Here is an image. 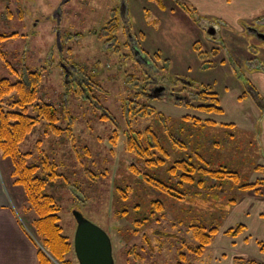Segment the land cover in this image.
<instances>
[{"label":"rangeland","instance_id":"obj_1","mask_svg":"<svg viewBox=\"0 0 264 264\" xmlns=\"http://www.w3.org/2000/svg\"><path fill=\"white\" fill-rule=\"evenodd\" d=\"M162 1L165 11L157 0H0V33L16 34L1 41L6 59L0 58V76L15 80L17 77L13 72L25 67H39L42 70L39 95L58 107V125L66 127L68 120L71 121V133L65 131L61 134L53 133L45 122H38L19 145L26 153L25 161L38 165L40 177H45L43 165H40L43 159L56 165L57 175L49 178L45 191L52 194L60 206L59 223L62 234L71 243L72 248L66 254L71 264H78L73 249L74 210L107 232L114 264H187L194 255L183 245L195 243L189 224L202 217L205 221L201 219L200 222L208 225L211 216L217 219L219 210H226L225 196L235 197L232 191L238 185L229 179L223 180V184L221 182L216 188L211 186L214 180L209 177L203 178V185H196L193 181L191 187L185 181H176L168 166L176 155L185 152L196 165L221 160L227 162L228 169H233L229 159L232 154H228L234 152L233 148H220L216 156L218 150L212 147L215 133L210 124H205L207 120L205 123L200 117L199 121L189 123L182 120L184 115L199 112L175 103L180 98H173L175 101L172 96L165 97L170 98L168 100L148 99L142 89L145 90L148 81L152 82L156 76L162 82L172 83L173 90L186 89L190 98L201 85L216 76L217 81L224 84L231 81L228 85V97H231L232 89L236 87L232 76L236 81L240 77V85L247 76L244 68L250 61L242 54L252 59L256 54L243 50L241 56H236L235 63L225 52L214 57L213 50L224 51L220 45L224 39L217 32L210 35L199 27L204 19L200 18L190 0ZM8 4L12 10L4 8ZM141 5L145 9V24L137 21V17H141L139 11H136L135 24L144 33L143 39L133 28L131 12V8L139 10ZM187 5L190 11H187ZM175 6L179 9L174 16L190 18L198 29H202H199L200 34L195 32V37L189 38L188 32H183L187 28L166 25ZM40 12L48 19L35 29L28 17ZM11 16L13 19L6 22ZM208 20L215 22L216 19ZM109 23L118 27L114 37L107 35ZM181 26H184L183 21ZM260 26V30L264 29L263 25ZM252 38L257 41L255 36ZM193 39L202 51L207 52L197 58L200 65L213 60L219 62L224 57L227 63H233V67L229 66L233 75L227 70L216 71V74L215 69L206 72L203 66H196ZM260 45L264 47V41L259 43L258 49ZM39 57L41 61H37ZM10 67L16 70L12 71ZM180 78L193 85L183 88L182 82L177 80ZM240 87L243 92L244 85ZM223 88L219 89L223 91ZM248 101H242L244 111L250 106ZM192 103L201 102L192 100ZM224 104L227 115L229 106ZM147 106L154 112L145 114L140 112L142 109L138 110ZM158 113L164 117L166 127ZM146 127L159 133L161 145L168 152L166 162L158 167L147 166L126 145L127 135ZM165 128L177 133L183 146L170 141ZM0 159L7 186L10 190L11 186L15 187V190L12 188L15 209L40 246L42 237L34 228L37 212L23 186L17 183L10 158L0 151ZM131 164L136 170L130 168ZM235 171L242 175L238 174L239 183L245 182L243 170ZM144 174L156 175L163 181L172 178L174 184L171 185L181 187V197L173 198L168 192L154 189L144 180ZM184 187L186 191L182 190ZM208 187H213V191ZM220 191H223L224 198L216 196ZM156 200L161 201L162 207L153 205ZM152 210L155 213H151ZM136 221L143 223L136 225Z\"/></svg>","mask_w":264,"mask_h":264},{"label":"crops","instance_id":"obj_2","mask_svg":"<svg viewBox=\"0 0 264 264\" xmlns=\"http://www.w3.org/2000/svg\"><path fill=\"white\" fill-rule=\"evenodd\" d=\"M190 2L197 9L200 18L204 19L199 27L204 28L206 32V23L210 22L208 19H216V32L219 37L224 39L221 40L222 43L220 44L224 51H221V49L217 50L214 57L218 56V54L223 55V52H225L229 55V60L233 58L234 61H231L235 63L236 56H241L243 50L247 53L251 51L256 55L252 59L246 54H242L243 58L250 62L247 61L245 63L244 69L247 76H245V82L242 85H240V77L236 81L232 76L236 85L232 89L233 92H231L233 96L228 97V85H230L231 81L227 80V84H224L221 80L217 81L215 76L214 79H210L207 82L217 92L218 102L222 108L221 112H207L187 108L192 112H199V114L187 115L202 118V123L207 120L205 124H210L209 126L213 128L215 143L212 147L218 150L216 156L220 148H233V153L231 151L228 152V154L233 156V159L232 156L229 158L232 160L231 167L234 170H243L246 177L244 179L245 182L252 183L256 180H262V183L258 186V191H254V189L242 190L234 187L232 194L235 197L225 196L226 210L223 211L221 209L217 213V217H219L217 222L218 231L212 237L210 244L204 248L202 254L190 257L191 261H188L187 264H237L236 258L242 261L249 260L250 264H260L264 260V47L260 45V49H258L257 46L264 41V38L258 37L256 30L264 33V29L260 30L259 28L261 27L260 25L264 26V0H190ZM13 6L16 5L14 4ZM4 8L10 10L11 6L8 4ZM134 8H131L132 20L134 21L133 28L136 34L143 39L144 33L139 29V25L135 24V17L136 11H139L141 17H137V21L144 23L146 18L143 10L145 11V9L143 5L138 7L139 10ZM164 9L166 8H162V11H165ZM173 9H175L174 12L169 13L170 16L168 15L167 17V26L182 27L183 30L187 28V31L184 30L183 32H188L189 38H194L195 32L200 34V28L198 29L190 18L174 16L179 8L175 6ZM17 10L19 11L18 14H21L20 9ZM181 16L183 17L182 13ZM13 17L7 18L8 20L5 18L6 22L12 20ZM23 19H26L24 15ZM47 19L48 16H45L42 12L30 18L28 17L31 26L35 29L42 24V21ZM181 21H183L184 26H181ZM247 22H250L251 25H247ZM252 25L255 31L250 32L249 30L247 32L246 27L249 28ZM128 27L131 29V26ZM252 35L259 42L255 41ZM242 43L243 46L240 45ZM193 54H196V57H194L196 66L200 68L203 66L206 72L210 69H215L214 72L216 74V71L224 72V70H227L228 74L233 75L231 73L233 63H227L224 57L219 62L213 60L209 63V66H205L200 65L196 51ZM41 59L39 57L37 61H41ZM36 68L39 67H33V69ZM232 70L234 71V68ZM15 73L16 77L20 75L18 71H15ZM239 85H244L243 92L240 91L239 88L241 87ZM221 87H224L223 91L219 89ZM247 99L250 100L248 101L250 106L244 111L245 106L242 101ZM224 103L229 106L227 115H225ZM209 143L212 144L211 139ZM225 164L227 162H222L221 160L213 163L216 167ZM240 176L242 177V175ZM12 188L14 189L15 187L11 186L10 190L7 186L3 171H1L0 161V264H38L37 242L15 209V198ZM219 195L223 197V191L218 192L216 196ZM231 199L233 200L230 201ZM239 223L243 225L242 232L235 236L225 233L226 229Z\"/></svg>","mask_w":264,"mask_h":264},{"label":"trees","instance_id":"obj_3","mask_svg":"<svg viewBox=\"0 0 264 264\" xmlns=\"http://www.w3.org/2000/svg\"><path fill=\"white\" fill-rule=\"evenodd\" d=\"M157 1L162 8L164 5L163 1ZM187 11H190L188 5ZM107 28V35L114 37L115 32L118 29L117 25L109 23ZM14 35L16 34L0 33V58L6 59L5 52L1 48V41ZM196 42L197 41L193 43V48L198 54V57L201 58L204 54H207V52L202 51L201 47L196 45ZM212 52L213 55L216 54V50H213ZM207 62V66H209V63L212 61ZM10 68L12 71L16 70L15 68V70L12 67ZM18 72L20 75L15 80L0 76V151L3 156H8L10 158L13 163L12 173L17 176V183L23 186L29 202L37 212L38 217L35 220L34 228L42 237V244L38 246V264H71L69 259L66 258V254L72 247L67 236L62 234V226L59 223L60 217L58 213L60 206L56 203L52 194L45 191V186L48 183L47 181L49 178L53 179L57 175L56 165L47 159H43L40 165H43L45 177H40L37 174L38 165L34 163L28 164L24 158L26 153H23L19 147L21 141L38 122H45L47 127L53 133L61 134L65 131L71 133V121L68 120V125L66 127L58 125V122L60 121L58 107L53 102L46 101L39 95L38 88L42 80V70L40 68L32 70L25 67L22 71ZM13 73L15 74V72ZM136 94H138V92ZM192 100L200 101L201 103L195 105L192 103ZM175 103L182 104L187 108H197L207 112L222 111L218 102L217 92L213 89L211 84L201 85L200 89L194 93L192 97H187V100H177ZM138 110H141L140 112H144L145 114L148 112H154L149 106H147V108H138ZM158 115L164 123V117L159 113ZM182 120L189 123V121H199V118L184 115ZM163 125L166 127L165 123ZM165 130L169 135L168 138L170 141L178 146H183V140L177 133H173L167 128H165ZM126 142L128 149L138 158H142L147 166L158 167L166 162L168 152H166L161 145L159 133L152 130L150 127H146L142 131H136L135 133L133 132L132 134L127 135ZM199 156L204 159L203 156ZM207 164L208 165H201L199 163L196 165L191 157L183 152V155H176L168 166L169 172L176 176L177 182L185 181L187 184L189 183L190 187L192 186L191 184L193 181L196 185H203V178L205 177H209L215 181H211V186H214L215 188L223 180L228 179L236 183L238 188L244 190L254 189V191H258V186L262 183V180H256L252 183L242 182V184H240L237 171L228 169L225 165L216 167L213 164ZM130 168L136 170L132 164L130 165ZM197 173L198 175H196ZM155 174L157 173L155 172ZM144 180L154 189L159 188L168 192L173 198L181 197V193H179L181 192L179 191V188L181 187L177 185V189L175 185H171V183L174 184L172 178L171 180L163 181L156 175L144 174ZM222 184L223 182L221 185ZM183 186L187 188V185ZM185 187L182 190H185ZM212 188L213 187H208L209 190H212ZM232 200L233 199L230 201ZM153 205L162 207L160 200H156ZM153 212L154 210H152L151 213ZM211 217L208 225L200 222L203 220L202 217L198 218V222L196 221L189 224L188 228L195 243L186 242L183 246L189 250L191 255L198 256L202 254L204 248L210 244L212 237L218 231L217 222L219 217L217 219L213 216ZM140 222L143 223V221H136L135 223L136 225H139L141 224ZM242 231L243 225L239 223L226 229L225 233L235 236ZM183 254V252L180 254L182 258ZM236 262L237 264H250L249 260L242 261L238 258H236Z\"/></svg>","mask_w":264,"mask_h":264},{"label":"water","instance_id":"obj_4","mask_svg":"<svg viewBox=\"0 0 264 264\" xmlns=\"http://www.w3.org/2000/svg\"><path fill=\"white\" fill-rule=\"evenodd\" d=\"M215 32L216 25L207 28L210 35ZM256 35L264 38V33L257 30ZM73 216L76 221L73 249L78 264H114L112 243L107 232L86 219L78 210L73 211Z\"/></svg>","mask_w":264,"mask_h":264},{"label":"flooded vegetation","instance_id":"obj_5","mask_svg":"<svg viewBox=\"0 0 264 264\" xmlns=\"http://www.w3.org/2000/svg\"><path fill=\"white\" fill-rule=\"evenodd\" d=\"M206 28H209L210 25H216L215 22H208L206 23ZM217 26V25H216ZM256 27V26H255ZM246 31L249 32H253L255 31L254 29V26H249V28L246 27ZM217 30V28H216ZM216 33V32H215ZM254 36V35H252ZM216 40V37H214ZM219 42V41H217ZM137 55V54H136ZM137 58V56H136ZM137 60H139V58H137ZM182 82V86L183 88L191 85L192 83H189V82H186V80L180 78L178 79ZM162 81H160V79L158 77L155 76V79L152 78V82L151 81H148L147 83V86H146V89H142V93L144 95L147 96L148 99H161V98H164V99H170V98H165V97H171V99L173 100L176 99V98H180L179 100H187V92H186V89H182V90H173L171 87H173L169 81H163L162 83H160ZM175 82V81H174ZM175 84V83H174ZM193 85V84H192ZM175 101V100H173Z\"/></svg>","mask_w":264,"mask_h":264},{"label":"built area","instance_id":"obj_6","mask_svg":"<svg viewBox=\"0 0 264 264\" xmlns=\"http://www.w3.org/2000/svg\"><path fill=\"white\" fill-rule=\"evenodd\" d=\"M260 264H264V260Z\"/></svg>","mask_w":264,"mask_h":264}]
</instances>
